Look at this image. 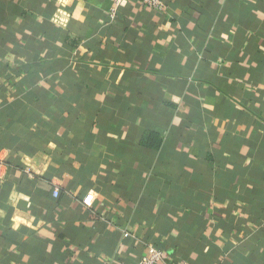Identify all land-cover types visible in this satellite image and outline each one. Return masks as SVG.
Returning <instances> with one entry per match:
<instances>
[{
	"label": "crops",
	"instance_id": "1",
	"mask_svg": "<svg viewBox=\"0 0 264 264\" xmlns=\"http://www.w3.org/2000/svg\"><path fill=\"white\" fill-rule=\"evenodd\" d=\"M163 1L0 0V264H264V0Z\"/></svg>",
	"mask_w": 264,
	"mask_h": 264
},
{
	"label": "built area",
	"instance_id": "2",
	"mask_svg": "<svg viewBox=\"0 0 264 264\" xmlns=\"http://www.w3.org/2000/svg\"><path fill=\"white\" fill-rule=\"evenodd\" d=\"M125 0H111V6L108 12L109 17L113 20L117 14V11L121 4ZM140 5L144 8L160 11L165 8V3L163 0H138ZM54 196L56 197L57 191L53 192ZM124 236H128L127 232L123 233ZM133 264H176V263H166L163 260L162 251L155 248L152 245L148 246L147 254L142 255L139 259H137ZM185 264V263H180Z\"/></svg>",
	"mask_w": 264,
	"mask_h": 264
},
{
	"label": "clouds",
	"instance_id": "3",
	"mask_svg": "<svg viewBox=\"0 0 264 264\" xmlns=\"http://www.w3.org/2000/svg\"><path fill=\"white\" fill-rule=\"evenodd\" d=\"M58 2L61 4V5H64V6H67V5H70L72 3V0H58ZM79 12H80V9L77 8L76 9V15L77 17L79 16ZM66 18V17H65ZM15 227V225L13 226Z\"/></svg>",
	"mask_w": 264,
	"mask_h": 264
},
{
	"label": "snow or ice",
	"instance_id": "4",
	"mask_svg": "<svg viewBox=\"0 0 264 264\" xmlns=\"http://www.w3.org/2000/svg\"><path fill=\"white\" fill-rule=\"evenodd\" d=\"M89 199L92 201V197H89Z\"/></svg>",
	"mask_w": 264,
	"mask_h": 264
}]
</instances>
